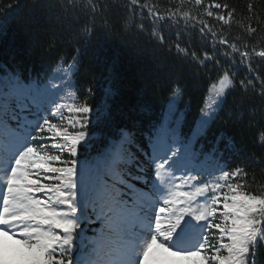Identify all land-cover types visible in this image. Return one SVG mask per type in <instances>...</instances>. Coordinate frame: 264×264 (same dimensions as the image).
Masks as SVG:
<instances>
[{"label":"snow or ice","instance_id":"snow-or-ice-1","mask_svg":"<svg viewBox=\"0 0 264 264\" xmlns=\"http://www.w3.org/2000/svg\"><path fill=\"white\" fill-rule=\"evenodd\" d=\"M128 5L125 30L135 24L149 40L169 52L174 48L195 66H221L218 56L229 66H221L191 137H181L184 117L176 100L183 87L177 81L168 119L155 137L144 143L134 126L117 125L107 171L96 178L87 152L99 108L89 102L93 89L78 81L80 50L70 61L61 57L43 84L5 72L0 98L7 108L0 115L16 127L0 120L10 133L0 142V264H264V155L236 163L230 154L238 149L223 137L207 153L195 148L230 92L239 89L264 101V77L252 66L257 58L264 62V10L249 3L248 15L237 20L236 9L217 0H173L169 7L128 0ZM61 7L89 16L87 39L98 14L101 26L110 27L108 5L101 0H69ZM234 24L239 31L232 35ZM5 27L0 22V31ZM167 29L175 30L177 42L168 43ZM187 30L197 32L210 51L182 47ZM239 66L247 69L242 79L231 70ZM114 79L108 97L116 94ZM257 142L264 148V128ZM97 222V234L86 236V226Z\"/></svg>","mask_w":264,"mask_h":264},{"label":"trees","instance_id":"trees-1","mask_svg":"<svg viewBox=\"0 0 264 264\" xmlns=\"http://www.w3.org/2000/svg\"><path fill=\"white\" fill-rule=\"evenodd\" d=\"M69 0H0V22L6 27L0 31V79L5 72H16L25 81L39 80L41 84L48 80L61 57L67 60L80 50L78 81L82 88L91 87L93 95L89 102L94 109L99 108V119L93 120L89 126L93 132V140L89 144L87 155L91 161L90 175L93 178L103 177L107 171L106 160L109 149L115 144L117 125L134 126V131L144 143L154 138L167 117L168 106L172 98V88L178 81L183 87V94L176 100V107L183 113L180 129L181 137L192 136L196 121L200 115L205 99L209 95L211 85L221 73V66L228 67L227 58L218 56L221 66L213 67L212 63L198 67L185 61L176 54L149 40L145 33L137 31L135 24L128 30L124 28V19L129 15L128 0H101V6L108 5L104 13L110 27H102L97 15L96 27L90 39L83 35V29L91 26L93 21L80 10L65 12L61 4ZM86 3L87 0H84ZM145 0H141L144 3ZM160 6L169 7L173 0H150ZM211 0H205L210 3ZM227 3L236 9V19L243 20L247 15V5L253 3L258 10H264V0H217ZM190 5L186 4L185 7ZM195 11V10H194ZM139 23V18H136ZM209 23L219 22L209 19ZM149 21L145 20L148 27ZM171 37L166 35L168 43L177 42L175 30ZM182 33L186 30L180 28ZM228 32V26H224ZM239 29L232 25V35ZM188 35L181 38V46L194 47L197 51L209 50L199 39V34L187 30ZM191 37V40H189ZM264 77V62L258 58L252 65ZM242 79L247 69L239 66L231 69ZM115 77L112 86L116 94L108 97L106 89L110 86V78ZM251 78V76H249ZM58 83V81H55ZM110 106L106 110L105 104ZM7 108V102L0 98V111ZM255 111L254 115L250 113ZM10 115V112H9ZM12 128L16 123L8 119V115H0ZM250 121H259L257 127L249 126ZM170 127L174 125L170 124ZM259 128H264V101L260 97L245 95L241 90L230 92L220 116L211 123L207 131L200 135L195 148L207 153L213 148L218 137L231 142L238 149L231 158L236 162L248 160L255 154L264 155V148L257 142ZM9 132L0 125V142H4ZM170 141V138H169ZM223 148V144L220 146ZM150 151V149H148ZM200 158H204L203 155ZM257 179H260L258 176ZM82 227H85L82 225ZM86 236L95 235L100 222L88 225ZM264 257V249L261 250Z\"/></svg>","mask_w":264,"mask_h":264},{"label":"rangeland","instance_id":"rangeland-1","mask_svg":"<svg viewBox=\"0 0 264 264\" xmlns=\"http://www.w3.org/2000/svg\"><path fill=\"white\" fill-rule=\"evenodd\" d=\"M9 136H10V133L8 132V134H7V136L5 137V141H7V139L9 138ZM4 141V140H3ZM4 141V142H5ZM113 150V148H110L109 149V153H111V151ZM202 159H204V158H202Z\"/></svg>","mask_w":264,"mask_h":264}]
</instances>
